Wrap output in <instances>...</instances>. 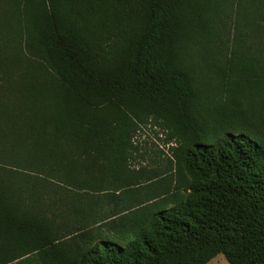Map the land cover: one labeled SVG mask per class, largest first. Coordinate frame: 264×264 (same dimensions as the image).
<instances>
[{
  "label": "trees",
  "instance_id": "1",
  "mask_svg": "<svg viewBox=\"0 0 264 264\" xmlns=\"http://www.w3.org/2000/svg\"><path fill=\"white\" fill-rule=\"evenodd\" d=\"M218 254L264 264V0H0V264Z\"/></svg>",
  "mask_w": 264,
  "mask_h": 264
},
{
  "label": "rangeland",
  "instance_id": "2",
  "mask_svg": "<svg viewBox=\"0 0 264 264\" xmlns=\"http://www.w3.org/2000/svg\"><path fill=\"white\" fill-rule=\"evenodd\" d=\"M167 131L164 130L157 123L149 122L139 127L134 137L136 148L133 150V158L131 159L132 164L136 167L149 166L151 168L167 169L172 159L171 148L174 144L167 142ZM23 139L26 148L21 151L22 154L30 153L34 154V141ZM17 151V146H13ZM25 147V146H24ZM14 150V151H15ZM28 152V153H27ZM18 159L21 164L29 162L25 157ZM3 166V163L1 164ZM7 167L14 171H23L21 166H14L12 163H8ZM6 179V178H5ZM207 264H230L224 254H218Z\"/></svg>",
  "mask_w": 264,
  "mask_h": 264
}]
</instances>
